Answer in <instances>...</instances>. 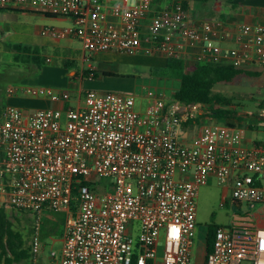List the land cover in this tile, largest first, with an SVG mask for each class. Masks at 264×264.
I'll use <instances>...</instances> for the list:
<instances>
[{"label": "built area", "instance_id": "1", "mask_svg": "<svg viewBox=\"0 0 264 264\" xmlns=\"http://www.w3.org/2000/svg\"><path fill=\"white\" fill-rule=\"evenodd\" d=\"M188 2L0 0V6L72 19L73 26L41 35L76 39L84 53L182 58L187 70L205 62L264 67L263 26L238 24L230 32L219 19L193 20ZM229 36L235 47L222 50L217 42ZM6 93L42 94L52 103L70 97L26 86ZM151 94L142 111L134 94L90 90L74 108H0V209L35 216L31 264L45 210L65 215L59 264H192L200 187L215 179L234 202L264 206V140L243 148L241 131L206 123L203 105ZM245 116L264 128V103ZM191 125L197 130L189 139ZM96 179L111 184L95 192ZM243 262L264 264V226L235 215L216 227L203 264Z\"/></svg>", "mask_w": 264, "mask_h": 264}, {"label": "rangeland", "instance_id": "2", "mask_svg": "<svg viewBox=\"0 0 264 264\" xmlns=\"http://www.w3.org/2000/svg\"><path fill=\"white\" fill-rule=\"evenodd\" d=\"M255 0H236L235 5L242 3L247 6L255 3ZM195 5V3H193ZM228 6L221 10L226 13ZM47 45L39 48V56L44 60L40 66L34 64L27 59V55L2 54L0 56V87L10 85V87L26 86L29 88H45L50 90L68 91L69 100L66 102L68 106L75 107L77 102L83 101L85 90H90L98 94H134L136 97V108L144 110L149 103L152 94V83L157 78L156 72H151L155 67H161L164 64V58L152 57L151 55L136 54H115L114 52H102L99 54L84 53L81 43L78 40L61 41L58 45L53 39H41ZM72 62L70 75H76L82 70L88 68V64H93L101 73L109 70L113 76L101 75L97 73L96 78L84 77L81 82L68 80L66 77V68L63 67L64 61ZM160 62V64L158 63ZM161 65V66H160ZM74 69H77V73ZM258 76L240 75L231 83H218L214 86L213 92L221 94L230 103L228 109H233L242 117L245 122L247 111H255L260 104L264 102V67H256ZM188 71V70H187ZM190 71V70H189ZM171 85L172 80H166ZM165 84V86H168ZM151 86V87H150ZM82 91V92H79ZM155 91V90H154ZM3 94V93H2ZM5 94H7L5 92ZM10 101V105L27 109H35L37 107L36 99L46 98L45 95L38 97L25 94H15ZM150 98V99H149ZM167 101V100H166ZM202 108H198L194 115L202 112ZM206 123L217 121L208 117L209 109H204ZM200 120V119H199ZM202 120V119H201ZM200 120V121H201ZM218 124L223 125L222 122ZM197 128L190 126L188 131L189 139L195 135ZM254 136L264 138V134L255 133ZM111 184L110 179H96L95 186L103 188L105 191ZM226 193L225 202L222 204V194ZM196 203V228L193 239V247L191 251V263H204L205 239L207 235V227L210 225L227 226L233 220L235 215L245 216L249 209L245 204L238 205L231 198L230 190L224 191V186L215 179H211L208 184L199 188L195 200ZM7 215L12 223V229L17 232L21 230L23 223V212L10 209L6 210ZM19 234V233H18ZM20 239L22 236L19 234ZM22 242H25L22 240ZM26 244V245H25ZM27 247L28 243L25 242ZM23 246V247H24ZM28 255V254H27ZM14 264H31L29 258L21 260L20 263ZM241 264H247L243 262Z\"/></svg>", "mask_w": 264, "mask_h": 264}, {"label": "crops", "instance_id": "3", "mask_svg": "<svg viewBox=\"0 0 264 264\" xmlns=\"http://www.w3.org/2000/svg\"><path fill=\"white\" fill-rule=\"evenodd\" d=\"M255 1L257 2L245 6L242 3L235 5L236 0H211L207 3H200L195 0H189L187 7L189 9L190 17H192L193 20L205 21V20L219 19L225 23L227 28H229L230 32H233L238 24L261 25L264 27V0H255ZM193 3H195V5H193ZM225 6L226 7L228 6V9L223 16L221 10ZM73 25L74 23L72 19L67 17H58L48 14H43L41 12L27 11L14 6H5V7L0 6V56H2V54L4 53L9 55L12 54L17 55L18 52L14 49V46H20V47L37 46L39 48H43L47 45V43L42 41L41 39H46V38L53 39L57 43V45L64 40L65 41L76 40V39L56 40L49 36L41 35L42 30L45 28H62V27H70ZM217 44L220 46L222 50H228L230 48L235 47V41L232 36H229L224 40L218 41ZM99 53L101 52L94 54L97 55ZM152 57H159L162 59L164 58L163 66L165 65V61H166L165 57L159 55ZM158 63L160 64V62ZM243 67H246L251 71H258L254 69L260 66L255 64H250ZM74 70L77 73V69ZM85 70L96 72L98 73V75L99 74L103 75L104 73L112 74L109 70H105L100 73L98 69L93 66V64L89 63L88 68L82 70V72L80 71V73L76 75L74 74L72 76L70 75L72 70L69 69L65 75L67 79L69 78L68 80L81 82L82 78H84L82 74L83 71ZM113 75L114 74L110 76ZM166 80L167 79H159L157 77L154 81L151 79L150 82L152 83L153 86L152 88L155 90L157 94H161L166 98H171L172 93L178 88V82L172 80L171 85L170 84L168 85L167 84L168 82ZM165 84H167L168 86H165ZM8 86L10 85L7 84L2 88L0 87V108L10 105V101L13 99L12 98L13 96H9L5 94L6 88ZM79 92L82 91L79 90ZM36 103H37V107L35 109L51 107L62 110L68 106L67 103H52L46 98H40L39 100L36 99ZM138 110L142 111L141 109ZM222 123L223 125H226L225 122ZM233 128L239 129L241 131L242 134L241 147L243 148L251 147L253 143L264 140V138L260 136H254L255 133L264 134V128L259 124L249 121L245 122V120L240 122L234 121ZM242 204L245 203H239L238 205L240 206ZM245 205L249 209V212L246 215H249L252 224L254 226H264V206L248 205V204ZM5 210L9 211L10 209H5ZM23 213L25 214L22 216L24 225L22 226L21 230L19 231L17 230V233H19L22 236V240L28 243V246L25 247L24 246L25 242H23V246H24L23 248L28 249V256L31 257L32 240L34 238L35 216L28 212H23ZM64 224H65V215L62 212H53V211L45 210L41 213L39 235H38L40 248L37 254V264H59L61 249L63 246ZM52 252L55 254L54 256L51 255Z\"/></svg>", "mask_w": 264, "mask_h": 264}, {"label": "trees", "instance_id": "4", "mask_svg": "<svg viewBox=\"0 0 264 264\" xmlns=\"http://www.w3.org/2000/svg\"><path fill=\"white\" fill-rule=\"evenodd\" d=\"M200 3H207L211 0H195ZM187 5V4H186ZM20 56L27 55V59L40 66L44 63L39 56V47H20L14 46ZM72 62L64 61L63 67L71 69ZM151 72H156L159 79L174 80L178 82V88L172 93L171 99L174 103L181 105L201 104L205 109H209L208 117L225 122L226 125L233 127L234 121L240 122L244 119L238 116L233 109H228L229 101L221 94L213 92V88L218 83H231L240 75L258 76L257 71H251L246 67H233L224 64L198 63L191 71L186 70V65L182 58H167L163 67H155ZM83 77H97V73L85 70ZM103 75H112L106 74ZM264 103V102H263ZM262 103V104H263ZM260 104L259 107L262 105ZM191 120L187 122L190 124ZM92 191L101 192V187L92 186ZM218 225L207 227L205 239L204 261L206 255L212 251L215 229ZM28 249L23 248V242L17 232L12 229V223L5 209H0V263L14 264L30 257L27 255Z\"/></svg>", "mask_w": 264, "mask_h": 264}]
</instances>
